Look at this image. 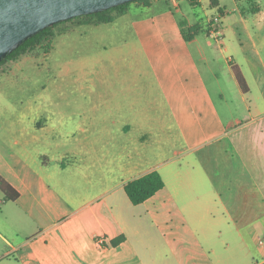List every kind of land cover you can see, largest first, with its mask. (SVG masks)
<instances>
[{"label":"crops","instance_id":"0c3cea01","mask_svg":"<svg viewBox=\"0 0 264 264\" xmlns=\"http://www.w3.org/2000/svg\"><path fill=\"white\" fill-rule=\"evenodd\" d=\"M255 2L254 12H262L264 0ZM231 11L221 12L225 36ZM240 14L244 20L233 26L241 37L251 27ZM181 38L186 40L183 33ZM196 41L195 36L188 43ZM258 45L253 44L255 53L247 60L251 79L234 56H225L224 68L237 92L251 95L254 85L264 101V56L256 52ZM219 47L223 50L224 40ZM163 77L153 80V87L143 86L141 99L153 88L168 97L209 95L203 75ZM160 111L137 108L138 120L123 123L124 148L117 154L104 150L102 156L88 134L85 143L59 139L62 124L56 122L39 127L29 118L18 136L4 125L0 175L19 197L7 200L0 189V264H251L252 243L264 235V110L254 114L250 102L244 118L220 125L214 109L209 117L213 130L201 138L191 135L203 131V124L192 126V112L180 102L168 120ZM162 127L172 131L166 139L159 137ZM176 140H182V149ZM165 147L172 148L170 155ZM152 170L160 172L165 187L133 204L126 182ZM123 235L125 240L113 244ZM259 244L261 260L253 264H264V244Z\"/></svg>","mask_w":264,"mask_h":264},{"label":"rangeland","instance_id":"374dc122","mask_svg":"<svg viewBox=\"0 0 264 264\" xmlns=\"http://www.w3.org/2000/svg\"><path fill=\"white\" fill-rule=\"evenodd\" d=\"M174 1H135L126 14L113 12L114 20L110 23L95 24L86 18L60 23L53 28L55 37L49 51L37 47L0 66V130L10 125L11 132L18 136L22 123L29 118H35L39 127L56 122L62 124L59 139L72 143L89 140L95 153L102 156L104 150L112 149L117 154L124 148L123 123L138 120L137 108H161V118L168 120V112L176 111L180 102L183 109L192 112V126L203 124V131L191 135L193 138L211 133L209 117L214 109L220 125L232 117L244 118L250 102L254 114L263 112L264 101L256 86L253 85L251 95H241L232 75L224 68L225 56H234L251 79L247 60L255 53L254 43L259 44L256 52L264 56V10L254 12L256 0H220V7H214L211 0ZM220 9L224 13L232 10L225 21L223 50L211 31L212 20L223 13ZM237 9L251 27L241 37L233 26L243 19ZM183 30L193 38L196 36L197 41L189 44L186 38L187 41L182 40ZM198 45L206 53L207 62L201 59ZM166 75L180 79L203 75L208 86L207 99L192 97L187 92L168 97L155 88L141 99L143 86L153 87V80ZM158 133L166 139L172 131L162 127ZM256 138L263 137L257 134ZM175 144L182 149L184 143L176 140ZM165 148L170 155L172 148ZM130 150L135 152V146H130ZM261 239L264 244V235ZM259 242L252 243L255 254L251 264L261 260L257 254Z\"/></svg>","mask_w":264,"mask_h":264},{"label":"water","instance_id":"95a60500","mask_svg":"<svg viewBox=\"0 0 264 264\" xmlns=\"http://www.w3.org/2000/svg\"><path fill=\"white\" fill-rule=\"evenodd\" d=\"M137 0H0V61L46 27Z\"/></svg>","mask_w":264,"mask_h":264},{"label":"trees","instance_id":"16d2710c","mask_svg":"<svg viewBox=\"0 0 264 264\" xmlns=\"http://www.w3.org/2000/svg\"><path fill=\"white\" fill-rule=\"evenodd\" d=\"M137 1H144V0H137ZM166 1L169 2V0ZM133 2H127L97 13L78 16L66 21L56 23L55 25L46 27L43 30L39 31L37 34L26 39L22 44H20L14 50H12L5 58H3L0 61V66L11 60H18L22 55L36 49L37 47H44L47 51H49L52 48L53 40L55 37V32L53 31V28L54 26L60 23H65L78 18H86L89 20H94L95 24L109 23L114 20V16L112 15L113 12H116L117 14H125L128 12V10L130 9V5ZM211 2L213 6L219 5V0H211ZM220 10L221 12H223L222 9ZM183 35L187 40H191L193 38L191 35L186 34L184 30H183ZM235 72L243 89H247L246 79L242 74L241 70L237 66H235ZM164 187H165V181L162 175L160 174V172L158 170H152L139 177L127 181L125 184V191L133 204H141L150 197H152L154 194H156L158 191L163 189ZM0 189L5 194V199L7 200H16L19 197V191H17L1 175H0ZM123 240H125L124 235L114 240L113 244H117Z\"/></svg>","mask_w":264,"mask_h":264},{"label":"built area","instance_id":"2783aa9c","mask_svg":"<svg viewBox=\"0 0 264 264\" xmlns=\"http://www.w3.org/2000/svg\"><path fill=\"white\" fill-rule=\"evenodd\" d=\"M211 31L213 34H215L217 36V38L219 39L218 42L221 44H223V40H224V32H223V28H222V15L218 14L217 16L214 17V19L212 20L211 23ZM261 243H263V240H260Z\"/></svg>","mask_w":264,"mask_h":264}]
</instances>
